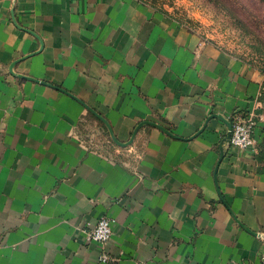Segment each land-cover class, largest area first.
Returning a JSON list of instances; mask_svg holds the SVG:
<instances>
[{"label":"crops","instance_id":"0c3cea01","mask_svg":"<svg viewBox=\"0 0 264 264\" xmlns=\"http://www.w3.org/2000/svg\"><path fill=\"white\" fill-rule=\"evenodd\" d=\"M263 141L262 69L152 3L0 0V264H264Z\"/></svg>","mask_w":264,"mask_h":264},{"label":"rangeland","instance_id":"374dc122","mask_svg":"<svg viewBox=\"0 0 264 264\" xmlns=\"http://www.w3.org/2000/svg\"><path fill=\"white\" fill-rule=\"evenodd\" d=\"M145 1L264 74V0Z\"/></svg>","mask_w":264,"mask_h":264},{"label":"built area","instance_id":"2783aa9c","mask_svg":"<svg viewBox=\"0 0 264 264\" xmlns=\"http://www.w3.org/2000/svg\"><path fill=\"white\" fill-rule=\"evenodd\" d=\"M257 125L256 114L254 112H242L236 110L232 114V134L230 144L238 148L247 150L255 147L254 136ZM112 219L106 215L99 218L97 224L90 232V239L100 243L103 250L100 254V261L108 263L112 258L108 253L106 244L112 237Z\"/></svg>","mask_w":264,"mask_h":264},{"label":"water","instance_id":"95a60500","mask_svg":"<svg viewBox=\"0 0 264 264\" xmlns=\"http://www.w3.org/2000/svg\"><path fill=\"white\" fill-rule=\"evenodd\" d=\"M141 126H139L138 128H137V130H136V132L138 131V129L140 128ZM135 132V133H136ZM231 134H232V123L230 122L229 123V132H228V136H227V138H226V140L230 143V140H231ZM133 138H134V136H133ZM133 138H132V140H133Z\"/></svg>","mask_w":264,"mask_h":264}]
</instances>
